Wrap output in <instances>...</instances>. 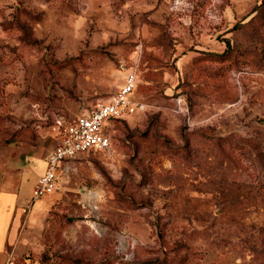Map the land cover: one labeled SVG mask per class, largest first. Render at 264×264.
I'll return each instance as SVG.
<instances>
[{
  "label": "rangeland",
  "instance_id": "rangeland-1",
  "mask_svg": "<svg viewBox=\"0 0 264 264\" xmlns=\"http://www.w3.org/2000/svg\"><path fill=\"white\" fill-rule=\"evenodd\" d=\"M129 71L141 107L21 210L12 258L264 264V0H0V181Z\"/></svg>",
  "mask_w": 264,
  "mask_h": 264
},
{
  "label": "built area",
  "instance_id": "built-area-1",
  "mask_svg": "<svg viewBox=\"0 0 264 264\" xmlns=\"http://www.w3.org/2000/svg\"><path fill=\"white\" fill-rule=\"evenodd\" d=\"M133 83L134 73L129 71L116 90L105 99L97 101L90 109L80 111L69 119H54L52 130L55 143L43 156V169L33 182L29 200L21 208L22 211L56 188L58 174L69 172L78 154L109 146L107 124L141 107L139 102L130 99Z\"/></svg>",
  "mask_w": 264,
  "mask_h": 264
},
{
  "label": "crops",
  "instance_id": "crops-1",
  "mask_svg": "<svg viewBox=\"0 0 264 264\" xmlns=\"http://www.w3.org/2000/svg\"><path fill=\"white\" fill-rule=\"evenodd\" d=\"M51 135L55 139L53 131ZM38 160L43 162V157ZM27 169L24 172L20 170L12 178L0 181V264H20L12 257L14 253L13 245L16 243L17 237L20 234L21 208L28 202L33 182L43 167L32 175L28 185L25 183ZM33 204L34 208L32 207ZM43 205L44 200L38 198L32 203V208L30 209H34L37 212Z\"/></svg>",
  "mask_w": 264,
  "mask_h": 264
}]
</instances>
